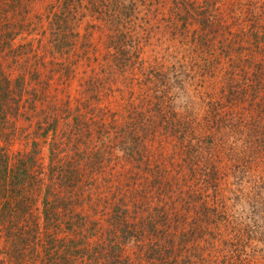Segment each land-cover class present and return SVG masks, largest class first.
I'll return each instance as SVG.
<instances>
[{"label": "rangeland", "instance_id": "rangeland-1", "mask_svg": "<svg viewBox=\"0 0 264 264\" xmlns=\"http://www.w3.org/2000/svg\"><path fill=\"white\" fill-rule=\"evenodd\" d=\"M62 5L74 12L70 22H58L55 16ZM57 30L68 33L70 42L59 54L53 52L51 40ZM121 54L124 56L120 59L130 58L120 68L116 57ZM158 64L180 67L182 73L191 75V80L187 75L186 80L193 84L197 83L199 71L207 68L214 80L228 86L235 79L240 86L237 100L230 104V97L227 101V111H233L238 133L233 131L224 138V150L218 155L228 175L222 189L235 190L237 195L228 190L208 200L210 207L216 202L214 219L190 216L194 213L191 210L189 216L181 217L167 210L166 219L174 234L169 242L156 241L151 232L140 240L133 237L123 242L127 226H122V233L115 225L108 201V180L122 186L124 193L129 190L139 194L137 198L160 195V188L149 191L152 164L145 175L135 172L134 163L126 165L130 169L127 176L117 167L110 178L108 167L91 158L93 146L86 150L85 145L76 142L75 118L81 115L75 109L78 101L89 97L86 85L91 76L105 67L106 74L101 72L98 77L114 78L115 90L111 95L99 92V100L89 105L94 108L89 118L93 116L94 133L100 119L106 125L104 129L110 130L112 114L122 111L129 92H139L132 101L137 108L139 100L148 98L144 92L159 95L154 90L157 86L151 89L152 84L145 83L149 70L154 71L160 67ZM0 86V154L5 156L8 168L27 157L32 149L37 150L34 162L28 166L26 183L33 181L31 186L23 190L16 186L13 192L8 191V186H0L1 211L2 203L13 195L11 222L6 218L0 223V264H25L29 257H54L56 264H66L65 260L58 261L60 257L80 258L70 264H108L106 257L125 259V263L128 259L126 264H264V237L256 233L255 238L260 240L252 242L254 236L247 240L248 233L244 225L240 226V213L248 209L244 200L249 202L250 197L244 190L240 192L230 176L236 156L251 155L255 158L252 164L257 165L250 171L252 180L264 179V0H0ZM126 114L117 115L126 119ZM49 148H53L54 156ZM167 153L173 156V149ZM69 161L77 169L79 180L76 183L74 174L72 187L68 183L60 187L56 172L71 167ZM51 165L57 167L49 180ZM159 170L164 176L171 174L163 166ZM126 183L127 187L123 185ZM47 188L61 198L69 197V216L65 206L55 204L46 206L48 216L44 217L42 199ZM137 198L128 207L129 229L132 204L140 201ZM151 212L135 213L134 218L149 219ZM224 217L228 218L222 220ZM214 220H222L215 231L210 230ZM190 225L200 227L194 236L187 234ZM7 228L11 236L6 234ZM107 232L117 237L112 241L117 244L107 240ZM178 233L187 234L184 241ZM216 234H220V240ZM19 235L27 239L17 246L12 241ZM152 242L159 243L160 250L156 252L150 246ZM85 250L92 256H84Z\"/></svg>", "mask_w": 264, "mask_h": 264}, {"label": "trees", "instance_id": "trees-1", "mask_svg": "<svg viewBox=\"0 0 264 264\" xmlns=\"http://www.w3.org/2000/svg\"><path fill=\"white\" fill-rule=\"evenodd\" d=\"M69 8L68 5L67 7L66 5L60 6V10L55 13V16L59 19L58 22H70L68 20L74 12L67 11ZM204 22L206 21L204 20ZM52 34L53 52L59 54V52L63 51L64 45L70 44L66 38L67 36L69 37V34L61 30H57ZM195 50L196 47L193 51ZM122 56L124 55L121 54L116 57L117 65L120 68L124 65L126 66L130 58L120 59ZM164 65L160 64V67L157 66L154 71L150 69L145 80L146 84H152H149L151 89L157 86L154 90L159 95L154 96V94L149 95V93L144 92L148 98L139 100L138 104L140 106L137 108V106L132 104V101L134 99L133 95L139 92H129L130 97H127L125 102H123L122 111H119L121 113L127 112L125 115L126 119L119 118V115H117L119 112H113L110 130L104 129L106 125L100 119L97 122L96 132L94 133L93 131L95 130L91 128L93 116L89 118V114L91 115L94 111V108L89 107V105L99 100V92L105 91V95H111L113 93L110 92L115 90L112 87V82H115L114 78L110 77V75H100L101 77H98L101 72L106 74L105 67L100 72L98 71L94 77L91 76L86 85L87 96L89 97L78 101L75 109V112L81 115L75 118L76 127L73 129V133L76 136V142L80 145H85L86 150L93 146L91 158H93L95 163H100L102 167H108L107 171L110 178L114 177L117 167L122 168L127 176L130 169L126 165L135 163L133 165L135 172L145 175V171L149 169L148 165L152 164L150 171L153 174V179L148 186L151 188L149 191H152L153 188H160V195L151 197L148 194L147 196L143 195L142 198H137L136 196H139V194H131L129 190L124 193L122 192V186L114 184L115 181L111 180V182L107 179L111 187L108 201H110L109 205L113 209L115 225L116 227L120 226L122 233L124 232L123 225L127 226L125 228L128 234L123 237V242L129 241L133 237L135 240H140L147 232L153 233L152 238H157L156 241L169 242L173 240L174 234L170 232L171 223L166 219L167 210H173L180 217L188 215V210H191L194 213L190 214V216L197 215L201 218L211 216L214 219L217 212L214 211L216 202L210 207L207 204L208 200L214 199L216 194H223L228 190L233 196L237 195L235 190L222 189L221 184H223L228 175L224 171V166L220 162L218 155L224 150V138L233 131L238 133L236 125L238 123L232 118L233 111H227V101L230 100V97H232L230 104L237 100L240 94V86L235 79H232L233 82L230 85L225 86L221 80H214L212 72L207 71V68L199 71L197 83L193 84L192 81L186 80L187 76L191 80V75L185 74L186 72L182 73L180 67ZM127 84H125V87H128ZM108 85L110 86L108 87ZM137 87L142 86L137 84ZM143 87H147V85ZM143 91L141 90L140 93H143ZM208 95L210 96L209 99ZM198 102L200 104L195 110V104ZM192 114H195V116ZM46 131L44 134L47 133ZM52 149L49 148V153L54 156ZM170 149H173V156L167 153ZM247 150L248 148L243 151ZM36 152L35 148L32 149L27 157L21 158L11 168H8L5 156L0 154V166L2 167L0 170V186L5 187V189L8 186V191L10 192H13L16 186L22 190L28 184L31 186L33 181L26 183V178L28 166L34 162ZM235 160L236 162L232 166L230 176L234 178V185L240 188V192L242 193L244 190L245 195L250 197L249 202L244 200L248 209H244L240 213V226L244 225L243 230L248 233L246 236L247 240H251L250 238L254 236V239L251 240L253 242L260 240V238H255L256 233H260L262 234L260 237H264V179L261 182L256 179L252 180L250 171L257 167V165L252 164L255 160L254 156L243 157L242 155L238 158L237 155ZM69 162L71 167H68L66 171L56 172L57 177L55 178L58 179L56 184L60 187H62L61 183H68L72 187L75 178L74 174L77 175L76 183L79 180L77 169L74 170L75 167H72V161ZM161 166L171 173L170 176L168 174L162 175V171L159 170ZM56 167L53 165L49 167V174L47 173L49 180L52 179ZM261 168H264V165ZM6 172L8 175H6ZM143 179H146V177H143ZM123 185L127 187V183ZM226 186L229 187L228 185ZM148 187L144 189V192ZM1 190L2 188H0V192ZM12 196L7 197L2 203L4 209L0 210V223L5 221L6 218L7 222H11L12 209L10 202ZM61 197L55 193H49L48 188L44 191L42 203L45 208L43 213L45 218L48 216L46 206L55 204L65 206L66 215H70L72 208L67 205L69 197ZM135 198L140 199V201L132 204L133 210L130 213L132 228L129 229L126 216L127 213L129 214L130 201ZM184 206H186V209ZM184 209V213H179ZM150 211L153 214L149 216V219L141 216L138 219L134 218L135 213L142 215V213ZM225 218L228 217H224L222 220ZM222 220H214L215 224L210 227V230L215 231ZM194 221L196 222V220ZM237 226L239 225L237 224ZM198 228L200 227L197 225L193 228L190 225L187 234L194 236V231L200 230ZM182 230L185 232V227H182ZM199 232V234L202 233L201 231ZM239 232L243 233L242 228L239 229ZM114 233H117V230L114 229ZM6 234H11L10 229H6ZM29 234H31V230ZM187 234L178 233V236L180 240L184 241L185 239L183 238ZM214 236L215 232L213 233ZM216 236L220 240V234H216ZM116 238V236L107 232V240L110 243L117 244L112 242ZM26 239V237L19 235L12 242L13 244L17 243L16 245L18 246V243H22ZM40 239L41 237L38 235V240L40 241ZM72 241L74 240L70 242ZM23 245H20L21 248ZM150 246L154 247L156 252L161 247L157 242H152ZM36 252L39 254V251ZM83 255L91 257L92 253L89 254L85 250ZM98 258L95 257L96 260ZM106 258L108 264H126L128 262V259H126L125 263V259L122 261L118 257ZM75 259L80 258L60 257L58 261L61 263L65 260L66 264H70L69 261L73 263ZM54 260V257H50V260H45L44 257H29L25 264H56Z\"/></svg>", "mask_w": 264, "mask_h": 264}]
</instances>
